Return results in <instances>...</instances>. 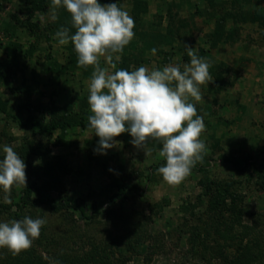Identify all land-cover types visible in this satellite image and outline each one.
<instances>
[{
  "label": "rangeland",
  "instance_id": "374dc122",
  "mask_svg": "<svg viewBox=\"0 0 264 264\" xmlns=\"http://www.w3.org/2000/svg\"><path fill=\"white\" fill-rule=\"evenodd\" d=\"M146 1L147 12L134 19L133 0H48L45 10L0 0V97L16 114L0 112V243L16 208L7 204L35 183L64 200L55 211L34 191L23 208L44 220L59 250L77 252L141 227L162 241L151 264H233L242 251L249 264H264V179L257 170L264 161V23L248 17L232 34L229 19L230 36L211 44L209 0ZM216 1L225 5L221 10L242 15L264 9V0ZM62 19L85 25L82 43L70 48L69 40L48 37ZM200 47L207 49L205 59L183 58ZM210 66L218 67L206 72ZM212 82L221 87L210 89ZM68 104L104 129L106 139L90 124L65 135L23 125L28 116L49 125ZM101 145L111 170L143 194L113 200L116 189L90 156ZM26 146L42 151L24 156ZM224 153L241 163L248 155L250 166L238 174L218 158ZM194 157L198 166L209 162L207 176L190 167ZM208 178L213 183L206 195ZM218 193L224 196L227 223L220 229L228 225L227 239L216 232L221 215L210 207ZM68 196L88 214L94 206L102 212L83 219ZM196 226L203 236L209 231L205 259L190 250ZM145 247L131 254L129 264H144Z\"/></svg>",
  "mask_w": 264,
  "mask_h": 264
},
{
  "label": "trees",
  "instance_id": "16d2710c",
  "mask_svg": "<svg viewBox=\"0 0 264 264\" xmlns=\"http://www.w3.org/2000/svg\"><path fill=\"white\" fill-rule=\"evenodd\" d=\"M24 1L30 3L33 10H45L48 3V0ZM237 1L238 0H234V3H237ZM222 4L223 3H220L216 0H209V5L213 8V13L211 15L214 17L212 31L208 34L211 37V40H213L211 44L214 42L216 43L218 40L220 41L229 31L227 30L229 19H232L235 24V26H233L232 30L230 31L232 34L236 24L243 19H247L248 17H250L252 21L258 20L261 23H264V9L252 10L246 15H242L239 10L233 11L227 8L221 10L219 7ZM224 6L225 5L223 4L221 7ZM147 10L148 2L146 0H133L132 15L134 19H139L141 14L147 12ZM72 21L73 20L71 19H62L61 21L58 20V23L56 26H54V29L49 32L48 37L57 35L60 39L69 40L70 48H73V45L78 42L79 44L82 43L86 27L83 23L75 24ZM230 32H228L227 35L230 36ZM154 48H156V46H154ZM171 48L172 50L170 51L169 56H172L175 53L174 46ZM206 51L207 49L204 47H200L197 50L192 49L189 52L184 51L185 53L183 54V58L189 62L194 61L195 59H200L201 57H204L202 59H205L207 53ZM217 67L218 66H216V68ZM216 68H214V66H210V68L205 69V71L212 72ZM205 71H199V75H202ZM219 87H221V85L218 82H212L210 85V89ZM8 105L9 104L0 97V112L5 113L7 116L13 117L15 119L16 114L9 110ZM67 107H69V109L62 111V113L57 116H53L49 125L43 126L41 120L31 116L26 118L25 122H23V125L45 132L59 130L60 133L65 135V133L70 128L90 124L101 133L104 140L106 139V131L101 128L99 129L93 120H88V116L85 113L75 114L73 113L69 104ZM17 108L21 110L22 105H18ZM102 148L103 146L101 145L98 150L92 151L90 156L95 164L99 165L103 172L108 175L111 186L116 189V192L113 195V200L115 198L118 200L119 198L129 197V192L131 193V196L143 194V190L138 184L135 182H129L122 177L120 178L116 172L111 170L106 160L101 157L103 152ZM41 151L42 150L40 147L35 148L32 146H26L23 148L21 154L28 156L30 152L40 154ZM203 151L204 150H200V152L204 153ZM203 156L204 155L202 154V157ZM218 158L231 164L235 172L238 174L243 173L251 163L250 157H248V155L242 163L234 154L232 155L224 153L219 155ZM198 164H200V160L194 157L190 162V167L192 169L195 168L197 170H201L204 175L207 176L206 170L209 162L203 164L202 167L201 165L198 166ZM154 168L159 172L161 171L162 166L155 164ZM257 170L263 181L264 161L257 162ZM150 177L151 176H149V178ZM203 183L206 195H209V191L212 189L213 182L210 178H208L207 181ZM34 191H36L38 194L37 200L42 203L49 202L48 204H50L53 210L59 211L64 208V200L57 202L55 199L50 197V195L44 193L41 187H39L37 184H26L18 198L16 200L12 198L10 203L7 204L9 208H12L13 206L16 208L12 215L13 223L10 229H8V231L5 233L4 241L0 243V264H129L132 259L131 254L139 253L141 248L144 246H146V252H144V264H151L152 256L158 252H161L162 241L151 232L144 231L141 227H134L120 235L112 236L111 238H107L105 240L92 242L86 248L81 246V250L77 252L69 253L54 248L53 245L56 244L54 241L55 238H53V236H48L46 232V223L44 220H36L34 216H27L23 212L24 206L30 202L32 193ZM223 200V194L218 193L216 196L212 197V200L210 201V207L213 209V213H215L217 210L219 215H221V220L218 224V227L216 228V232L222 238L227 239L230 234L228 231V225H226L227 228H225L223 231L220 229V225L227 223L223 220V217L226 213V208L223 207L225 203ZM65 201L67 204L71 205V207L77 210L79 212V216L83 219H92L94 215L100 214L102 212L97 206H94L93 212L88 214L85 206L80 203V200L73 196H68ZM236 209L237 208L232 207V210ZM237 212H239V209H237ZM208 234H206V236ZM206 236H203L201 231L198 229V226H196V230H193L188 238L191 252L194 255H198V257L201 259L206 258L205 251L208 250L205 242ZM220 250L222 251V249ZM249 258L250 257L246 252H239V254L235 257V262L233 264H241V262H243V264H249L250 262L246 261ZM244 261L246 263H244ZM179 264L185 263L183 262Z\"/></svg>",
  "mask_w": 264,
  "mask_h": 264
}]
</instances>
